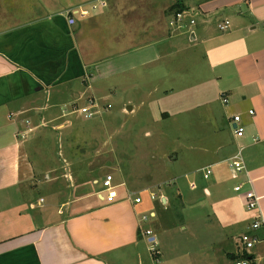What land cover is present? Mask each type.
<instances>
[{
	"label": "crops",
	"instance_id": "0c3cea01",
	"mask_svg": "<svg viewBox=\"0 0 264 264\" xmlns=\"http://www.w3.org/2000/svg\"><path fill=\"white\" fill-rule=\"evenodd\" d=\"M8 1L0 0V264H152L147 248L150 238L143 236L141 217L153 211L144 206L140 194L160 189L165 182L120 167L115 175L110 171L64 172L58 167L35 171L31 153L41 151L42 143H50L43 129L50 125H55L51 131L61 129L63 125L56 122L74 112L68 109L76 102L85 100L83 94L73 93L79 83L94 90L91 81L96 78L114 73L122 77L147 69L163 53L168 57L175 46L185 43L195 44L211 67L231 66L223 76L222 90L216 87L232 141L228 148L224 144L216 149L217 155L223 151L221 160L197 171L201 170L204 179L205 168L212 174L213 168L225 164L236 182L232 192L240 207L244 208L242 200L233 191L237 184L251 188L259 197L258 210L251 219V223L254 219L261 222L252 233L258 241L251 251L242 253L250 257L251 264L264 262V0H119L117 12L129 18L117 22L113 46L118 58L103 60L87 56L93 51L95 35H87L85 28L93 18L92 24H99L103 11L89 9L105 5V0H26L27 16L22 20L21 0ZM176 4L195 21L192 34L171 33L168 21ZM85 10L87 16L77 14ZM142 19L144 27L140 29L136 25ZM225 21L229 27L221 32L218 25ZM127 26L130 32H146L142 33L146 38L128 33ZM184 35L188 40H178ZM134 81L130 88L141 96L156 89L147 73L138 74ZM163 91L170 95L173 90ZM222 98L227 104H222ZM234 115L241 119V138L234 136L230 125ZM238 149H242L244 170L236 175L227 162ZM218 172L222 175V171L215 172L219 177ZM39 175L45 177L43 184L50 192L46 199L32 197ZM106 175H111L117 186L111 203L98 196ZM61 178L70 184L67 192L57 183ZM216 188L203 187L202 191L211 197L212 192L219 194ZM131 193L134 196L128 199ZM135 197L141 199L139 204L133 202ZM160 197L163 205L172 204V192L165 191ZM249 219L240 222L246 230Z\"/></svg>",
	"mask_w": 264,
	"mask_h": 264
},
{
	"label": "rangeland",
	"instance_id": "374dc122",
	"mask_svg": "<svg viewBox=\"0 0 264 264\" xmlns=\"http://www.w3.org/2000/svg\"><path fill=\"white\" fill-rule=\"evenodd\" d=\"M135 1L143 3V0ZM24 2L26 0H21V20L27 16ZM104 2L105 5L96 6L103 11L99 24H92L96 21L93 18L85 28L87 35H95L93 51L87 56L94 55L96 60L118 58L117 48L113 46L118 34L117 22L121 17L123 22L129 18L117 12L119 0ZM8 3L18 5L17 1ZM142 22L136 25L140 29L144 27L143 19ZM129 30L127 26L128 33ZM142 33L146 34L139 29L130 32L138 38L144 36ZM181 39L188 40L186 35L178 38ZM163 56L147 69H137L122 77L114 73L96 78L91 81L94 90L79 83L73 93L83 94L85 100L76 102L68 109L74 112L56 122L63 125L61 129L51 131L55 125H50L42 130L50 136V143H42L41 151L31 153V161L36 165L35 171L58 167L64 172L100 174V171H110L115 175L120 167L122 171L152 175L154 180L165 182L160 189L140 194L144 206L156 215L144 222L142 229L150 230L155 237L156 242H147V248L155 247L159 252L158 260H153L152 264H235L236 260L229 256L242 255L238 234L246 230V225L240 222L250 218L251 225L253 212L240 207L234 199L232 187L236 182L225 164L213 168L208 180L203 179L201 170L197 171L221 160L223 151L217 152L221 158L215 157L218 156L216 149L224 144L228 148L232 141L216 87L222 90L226 82L223 76L231 66L211 67L192 43L177 45L170 56L165 57L164 53ZM140 73L153 78L156 89L150 90L149 96H141L130 88V82L135 83ZM165 88H172V93H165ZM92 95L102 108L99 115L85 118L75 109L86 105V99ZM107 105L110 108L104 109ZM65 163L72 165L66 167ZM216 171H222V175L218 172V177ZM44 182L43 175L36 177L32 197L41 195L46 199L49 196ZM57 183L64 191L70 186L62 178ZM203 187H217L220 191L219 194L212 192L210 197L203 193ZM165 191L173 194L169 206L161 202L160 195ZM151 194L156 196L155 200H151ZM59 195L62 194L57 193ZM245 232L253 233L250 226Z\"/></svg>",
	"mask_w": 264,
	"mask_h": 264
},
{
	"label": "built area",
	"instance_id": "2783aa9c",
	"mask_svg": "<svg viewBox=\"0 0 264 264\" xmlns=\"http://www.w3.org/2000/svg\"><path fill=\"white\" fill-rule=\"evenodd\" d=\"M96 7L92 6L89 10H94ZM77 14H79L81 17L87 16L89 14L88 10L80 11ZM70 24H73V20L69 21ZM195 24V21L192 19L191 16H189L186 12L178 13L173 15L169 21H168V27L172 34H192L193 26ZM229 27V22L225 21L218 25V29L223 32L226 31ZM223 97V95H221ZM222 104H227V100L222 98L221 99ZM102 107L99 104V100L95 97H90L86 99V105L82 106L80 109H75V111H78L80 114L84 115L85 118H92L95 115H99L100 109ZM110 106L107 105L104 107V109H109ZM249 115H253V111L248 112ZM240 116L234 115L231 118L230 125L233 129V134L236 138H241L243 136L244 130L240 126ZM234 127V128H233ZM242 149H238L236 154L228 160V167L230 171L233 174H240L244 170V164L243 159L241 155ZM211 174V171L209 168L204 169V179H208L209 175ZM250 182L248 181V184ZM101 188L98 192V196L108 202L111 203L116 199V188L113 184V177L111 175H106L104 179L101 181ZM233 191L239 195V197L242 200L244 208L248 212H256L258 210V204H259V197L253 192L251 188H246L244 184L239 183L236 186H234ZM134 195L131 193L128 195V199L132 198ZM151 200H155L156 196L154 194L150 195ZM133 202L135 204H139L141 202V199L139 197H135L133 199ZM156 216L153 212H150L148 214H144L141 217V222H146L149 219H154ZM261 227V222L257 219H254L253 222L250 225L251 231H257ZM143 236L150 238L149 243H154V238L152 235V232L150 230H145L143 232ZM153 238V240L151 239ZM257 238L254 237L252 234L243 233L239 237V244L242 246L243 251H247L249 249H252L254 244L257 243ZM149 254L152 256L153 260H158L159 252L154 248L149 249ZM235 264H249L246 260H240L237 261Z\"/></svg>",
	"mask_w": 264,
	"mask_h": 264
},
{
	"label": "trees",
	"instance_id": "16d2710c",
	"mask_svg": "<svg viewBox=\"0 0 264 264\" xmlns=\"http://www.w3.org/2000/svg\"><path fill=\"white\" fill-rule=\"evenodd\" d=\"M171 11H174V15L178 14V13H182L184 10L182 8L178 7V4L174 5L171 8ZM231 259H235V260H246L250 263V257L244 252L242 253V255L238 256V257H234L232 255L229 256Z\"/></svg>",
	"mask_w": 264,
	"mask_h": 264
},
{
	"label": "water",
	"instance_id": "95a60500",
	"mask_svg": "<svg viewBox=\"0 0 264 264\" xmlns=\"http://www.w3.org/2000/svg\"><path fill=\"white\" fill-rule=\"evenodd\" d=\"M234 128V127H233Z\"/></svg>",
	"mask_w": 264,
	"mask_h": 264
}]
</instances>
